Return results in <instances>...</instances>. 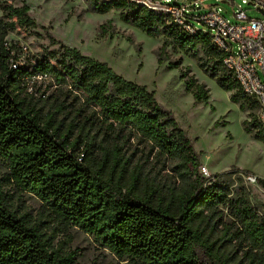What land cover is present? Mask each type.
Segmentation results:
<instances>
[{
  "label": "trees",
  "instance_id": "trees-1",
  "mask_svg": "<svg viewBox=\"0 0 264 264\" xmlns=\"http://www.w3.org/2000/svg\"><path fill=\"white\" fill-rule=\"evenodd\" d=\"M86 1L98 14L117 10L122 22L162 37L159 63L170 60V51L195 59L232 92V102L258 109L226 72L225 55L208 31L189 35L128 0ZM0 9V264H76L56 244L69 229L90 235L126 264H264L263 206L234 177L249 172L205 178L193 143L155 93L77 48L49 36L53 48L22 63L7 38L38 25L27 5L5 2ZM107 32L102 25L100 35ZM38 80L49 84L32 92ZM186 84L198 103L209 101L204 85L193 78ZM246 124L264 144L257 116ZM135 142L147 152L143 163L129 152ZM151 158L175 162L181 186L146 173ZM257 183L264 190V180ZM24 194L41 202L39 217L22 211Z\"/></svg>",
  "mask_w": 264,
  "mask_h": 264
},
{
  "label": "rangeland",
  "instance_id": "rangeland-1",
  "mask_svg": "<svg viewBox=\"0 0 264 264\" xmlns=\"http://www.w3.org/2000/svg\"><path fill=\"white\" fill-rule=\"evenodd\" d=\"M223 1L220 0L219 3L216 0H207L192 14L199 16L216 7L221 9L231 23H238L234 13L238 10L237 5L242 4V0H234L235 5ZM5 2L16 7L27 5L30 8V16L38 25L33 32L18 29L7 38L9 45L16 44L20 49L22 63L39 56L43 47L52 49L49 38L52 36L72 48L79 49L83 54L108 64L125 80L145 86L155 93L160 105L172 112L193 143L202 167H205L211 176L234 173L236 169L249 172L236 173L234 177L243 178L241 185L251 193L255 203L262 204L264 211V190L257 183L258 179L264 180V144L246 131L245 126L249 124L244 125L252 120L253 115L258 117V109H243L240 104L232 102V92L225 91L218 85L217 80L204 74L195 59L170 51V60L159 63L157 52L163 44V38L150 37L122 22L117 10L98 14L86 0H0V6ZM242 7L249 18H264L255 8L248 5ZM192 22L197 29L206 30V27L197 21ZM107 23H110V26H107ZM102 25H106L108 29L104 36L100 35ZM170 61H180L179 69H170ZM185 73L187 78L184 79L182 75ZM190 78L208 90L207 103H198L194 94L188 90L186 82ZM45 84H42L41 80L31 83L32 92ZM54 91L55 87H51L48 94H53ZM129 152L135 153V160L141 158L142 163L147 155L144 145H138L137 142ZM176 171L177 164L173 161L151 158L145 164V172L155 176L157 181L180 187L181 180ZM248 177L256 180L248 181ZM19 205L22 211L34 218L39 217L42 209L41 202L27 194L20 197ZM56 244L65 252L74 255L76 264H126L99 246L90 235L78 229L59 233Z\"/></svg>",
  "mask_w": 264,
  "mask_h": 264
},
{
  "label": "built area",
  "instance_id": "built-area-1",
  "mask_svg": "<svg viewBox=\"0 0 264 264\" xmlns=\"http://www.w3.org/2000/svg\"><path fill=\"white\" fill-rule=\"evenodd\" d=\"M128 1L165 15L189 35H195L200 30L193 24L194 20L206 27L214 46L225 55L226 72L233 76L245 96L258 103L257 119L264 129V18L251 19L242 7H253L264 16V0H242L234 13L238 21L236 24L231 23L221 9L216 7L205 14L193 15L207 0ZM216 1L220 3V0ZM223 2L236 4L234 0ZM201 173L205 178H212L205 167H201ZM247 180L254 182L256 179L248 177Z\"/></svg>",
  "mask_w": 264,
  "mask_h": 264
},
{
  "label": "water",
  "instance_id": "water-1",
  "mask_svg": "<svg viewBox=\"0 0 264 264\" xmlns=\"http://www.w3.org/2000/svg\"><path fill=\"white\" fill-rule=\"evenodd\" d=\"M223 3H226V2H223Z\"/></svg>",
  "mask_w": 264,
  "mask_h": 264
}]
</instances>
